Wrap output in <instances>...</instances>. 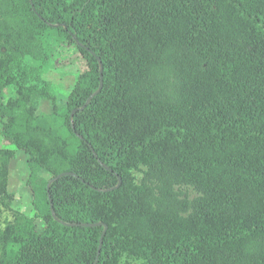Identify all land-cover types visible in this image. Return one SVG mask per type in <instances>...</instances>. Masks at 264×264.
<instances>
[{
	"label": "trees",
	"instance_id": "1",
	"mask_svg": "<svg viewBox=\"0 0 264 264\" xmlns=\"http://www.w3.org/2000/svg\"><path fill=\"white\" fill-rule=\"evenodd\" d=\"M0 137V264H264V0H0Z\"/></svg>",
	"mask_w": 264,
	"mask_h": 264
},
{
	"label": "rangeland",
	"instance_id": "2",
	"mask_svg": "<svg viewBox=\"0 0 264 264\" xmlns=\"http://www.w3.org/2000/svg\"><path fill=\"white\" fill-rule=\"evenodd\" d=\"M76 48L74 46H63L58 49L53 57L54 64H59L68 58ZM45 82L51 86V93L57 97V104L63 107L66 104L68 95L73 91L75 86L76 77L74 76H61L55 70H50L43 75ZM21 79H19L20 81ZM31 85L39 87L37 82H32ZM19 85L9 87V97L16 98ZM53 112V105L48 100H42L38 110V114H51ZM0 137V148H1ZM145 171L144 167L139 170H134L133 174L136 181H140L142 174ZM28 166L26 156L19 153L17 159L11 165L9 192L14 196V201L10 207L2 206V213L0 215V228H4L7 223L13 222L19 215H30L33 211L32 193L26 185L28 176ZM43 178L46 180L51 179V175L44 173ZM189 198L193 199L198 196L197 192L188 186L179 188ZM120 264H145L144 260L140 257H135L130 254H123L120 259Z\"/></svg>",
	"mask_w": 264,
	"mask_h": 264
},
{
	"label": "water",
	"instance_id": "3",
	"mask_svg": "<svg viewBox=\"0 0 264 264\" xmlns=\"http://www.w3.org/2000/svg\"><path fill=\"white\" fill-rule=\"evenodd\" d=\"M67 175H70V173H64V174L60 175L59 178L65 177V176H67ZM49 187H50V185H49ZM107 230H108V228L105 227V232H104L103 237H102V240H101V246H102L103 238H104V236H105Z\"/></svg>",
	"mask_w": 264,
	"mask_h": 264
}]
</instances>
